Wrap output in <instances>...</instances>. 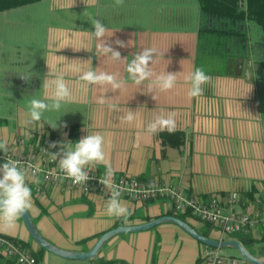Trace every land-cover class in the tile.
I'll return each instance as SVG.
<instances>
[{
    "label": "crops",
    "instance_id": "crops-1",
    "mask_svg": "<svg viewBox=\"0 0 264 264\" xmlns=\"http://www.w3.org/2000/svg\"><path fill=\"white\" fill-rule=\"evenodd\" d=\"M69 3L70 0H42L0 12V139L8 140L9 150L14 154L28 153L32 145L74 143L87 134L100 133L105 136L106 152L117 179L157 181L177 187L199 201L217 199L225 211L233 193L254 207L257 201L263 202L264 104L259 86L254 77L243 75V61L202 47L198 0H124L123 7H114V0H74L71 7ZM89 17L101 20L114 32L106 40L122 58L130 61L134 53L155 47L160 54L155 69L180 72L176 87L168 92L157 91L154 100L152 93H144L147 81L144 86H135L128 80L124 63L104 60L96 54L97 42L88 35L94 31ZM116 40L123 41L126 47L120 48ZM71 45L91 51H75ZM55 55L67 58L68 67L62 57L57 59ZM45 60L53 71H66L73 99L59 112H45L43 128L39 129L38 125L25 126L24 120L28 102L44 98L43 80L50 71ZM73 60H91L92 65L85 67L118 73L127 83L120 91L105 92L109 100L101 106L96 102L101 90L81 87L70 70L80 66ZM196 67H203L212 79L204 85L203 96L189 98L190 82L185 77ZM25 73H31L28 82L19 77ZM109 103H116L125 112L137 111V120L132 125L120 123L123 113L110 110ZM161 110L177 113V129L172 134L164 131L150 135L147 125ZM53 123L57 124L55 129L49 126ZM104 170L99 165L92 171L101 175ZM39 181L43 184L40 178ZM28 183L33 199L29 214L37 230L65 251L88 252L113 229L178 216L168 200L136 202L122 198L132 213L125 223L123 218L106 213L108 195L46 186V194L40 196L34 190L38 184L31 179ZM244 209L241 204L237 211ZM185 222L205 237L222 239L219 231L199 219L187 216ZM0 235L19 241L38 264H198L207 248L172 224L115 236L95 259L86 261L62 259L41 248L22 217L14 230L0 231ZM239 237L224 240L240 241ZM245 238L250 242L244 246L263 261L264 236ZM0 264L16 263L0 251Z\"/></svg>",
    "mask_w": 264,
    "mask_h": 264
},
{
    "label": "clouds",
    "instance_id": "clouds-1",
    "mask_svg": "<svg viewBox=\"0 0 264 264\" xmlns=\"http://www.w3.org/2000/svg\"><path fill=\"white\" fill-rule=\"evenodd\" d=\"M94 2L95 0H90V3ZM73 3L74 0H70L68 6L71 7ZM123 5L124 0H114V7H123ZM89 20L94 31L89 32L88 35L97 42L95 46L96 54L105 57L104 60L124 63V71L127 73L128 80L135 86H144L147 81L145 94L152 93V98L156 100L155 93L157 91L168 92L176 87L180 72H158L154 65L157 64L160 54L155 47L143 48L142 51L134 53L129 61L128 57L122 58L120 51L115 50L107 42L106 37H111L114 32H110L101 20L93 17H89ZM115 44L120 48L126 47L125 43L120 40H116ZM66 46L69 45L64 47ZM72 47L75 51H79L82 48L86 49L84 47ZM86 50L91 51L90 49ZM55 57L57 59L62 57L64 62H66V68L68 67L69 61L67 58L63 56L57 57L56 55ZM73 61H78L80 65L71 67L70 70L75 73L81 87L86 90L90 86H94L101 90V94L96 99V102L101 106L105 105L109 100L103 95L105 92L109 90L113 92L120 91L127 83L126 80L119 77L118 73L108 72L99 69V67H85V65H92L91 60L85 62ZM45 62L50 71L43 80L44 98H32L28 102L26 119L24 120L25 126L38 125L39 129L43 128L42 117L45 112H59L64 104L71 102L73 99V91L69 87V82L65 79L66 71L55 72L46 60ZM19 77L26 82L32 79L31 73H25ZM185 79L190 82L188 97L199 98L204 94V85L210 83L212 77L206 73L203 67H196ZM48 101L51 102L49 103ZM108 107L113 112L123 113L119 117L120 123L132 125L138 118L137 111L127 109L125 112L116 103H109ZM176 117V112L165 113L161 110L148 123L146 131L150 135H157L164 131L172 134L177 129ZM49 126L55 129L57 124L53 123ZM27 135L30 138L31 132L27 133ZM49 147L56 148L57 144H50ZM59 147L60 151L49 152L50 159L53 162L58 161V169L64 174L63 178L70 179L74 184L85 185L86 181L90 179V171L99 165L104 166L105 170L99 177V183L110 192L105 203L106 213L109 216L123 218L124 222L128 223V217L132 213L120 199V186L114 183L115 170L108 159L105 136L100 133L87 134L74 143H61ZM0 151H3L7 157L6 161L0 165V231H10L16 228L17 221L25 213H29L32 210V188L28 180L31 179L32 183L38 184L40 181L37 174L42 169L38 164L22 166L21 161L9 157V142L7 139H0Z\"/></svg>",
    "mask_w": 264,
    "mask_h": 264
},
{
    "label": "built area",
    "instance_id": "built-area-1",
    "mask_svg": "<svg viewBox=\"0 0 264 264\" xmlns=\"http://www.w3.org/2000/svg\"><path fill=\"white\" fill-rule=\"evenodd\" d=\"M254 64L250 62L245 71V77L250 78ZM60 142L56 148L49 146H30L28 153L14 154L9 150L8 156L22 162V166L28 164L39 165L42 169L38 178L43 184L35 185L34 190L37 195L46 194V186H57L66 189H75L85 194L109 195V190L105 189L99 183V177L92 170L90 179L85 185L72 183L70 179L63 178V173L58 169V161H51L50 153L60 151ZM22 145L25 143L22 141ZM7 157L3 151H0V163L3 164ZM114 183L120 186V199H128L136 202H151L159 200H168L171 202L174 212L178 216L189 215L200 222L210 225L219 231L222 235L220 241H225V237H254L262 238L264 236V201H257L254 207L248 204L238 193H233L227 199L228 211L220 205L219 200L213 199L209 203L199 201L195 196L186 195L181 189L171 187L157 181L145 182L137 178L121 177L115 178ZM243 204L244 210L237 211V208ZM258 206V207H257ZM0 251L10 259L16 261V264H38V260L29 252L19 241L0 235ZM201 264H248L247 260L241 257L226 256L222 250L206 248L201 259ZM106 264H126L121 262Z\"/></svg>",
    "mask_w": 264,
    "mask_h": 264
},
{
    "label": "trees",
    "instance_id": "trees-1",
    "mask_svg": "<svg viewBox=\"0 0 264 264\" xmlns=\"http://www.w3.org/2000/svg\"><path fill=\"white\" fill-rule=\"evenodd\" d=\"M39 1L42 0H0V12ZM198 2L201 17L199 37L202 47L207 52L243 61V75L250 62H253L251 77L258 83L260 99L264 104V0ZM187 216L189 215L176 217L185 221ZM239 238L245 245L250 242L245 237ZM198 264H201V261Z\"/></svg>",
    "mask_w": 264,
    "mask_h": 264
},
{
    "label": "water",
    "instance_id": "water-1",
    "mask_svg": "<svg viewBox=\"0 0 264 264\" xmlns=\"http://www.w3.org/2000/svg\"><path fill=\"white\" fill-rule=\"evenodd\" d=\"M22 219L26 223V227L33 238V240L44 250L47 252L60 257L62 259L70 260V261H86V260H92L97 257L101 249L104 247V245L113 237L122 235V234H133V233H139L148 231L151 229H154L155 227L162 225V224H172L180 229H182L185 233H187L189 236L197 240L198 242L202 243L208 248H214V249H233L235 250L238 255L243 258L244 260H247L250 264H264V260H260L257 257H255L247 248L244 246L242 242L239 240H225V241H219L214 240L208 237H205L201 235L196 229H194L190 224L185 222L184 220L176 217V216H165L158 218L154 221H151L149 223H146L144 225L140 226H132V227H119L116 229H113L104 235L99 239V241L96 243V245L88 252H70L65 251L62 249H59L58 247H55L50 242H48L37 230L34 221L29 213H25L22 216Z\"/></svg>",
    "mask_w": 264,
    "mask_h": 264
},
{
    "label": "rangeland",
    "instance_id": "rangeland-1",
    "mask_svg": "<svg viewBox=\"0 0 264 264\" xmlns=\"http://www.w3.org/2000/svg\"><path fill=\"white\" fill-rule=\"evenodd\" d=\"M237 237H239V236H237ZM228 238H231V237H228ZM222 252L230 254V255H233V256H238V253L235 250H233V249H229V248L228 249H223Z\"/></svg>",
    "mask_w": 264,
    "mask_h": 264
}]
</instances>
